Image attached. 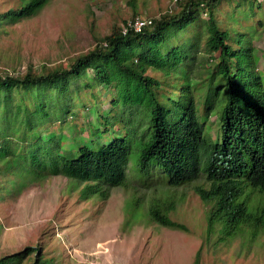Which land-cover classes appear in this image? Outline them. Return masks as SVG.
<instances>
[{"label": "trees", "instance_id": "trees-1", "mask_svg": "<svg viewBox=\"0 0 264 264\" xmlns=\"http://www.w3.org/2000/svg\"><path fill=\"white\" fill-rule=\"evenodd\" d=\"M48 2L28 0L0 15V24L33 17ZM177 2V11L153 18L141 31L128 26L129 21L139 17L138 13L123 25L115 23L110 34L101 37L94 48L67 67L41 74L32 68L24 75L0 74V105L8 112L6 119H20L27 124V132L33 133L51 116L46 102L49 89L59 98L53 106L62 113L69 112L72 77L82 79L85 88L94 93L96 86L106 87L114 98L112 105L120 106L122 112L128 110L130 115L126 120L120 115L115 118L124 128L120 135L106 137L104 144L97 147L82 140L72 150L65 149L62 143L46 144L41 136L28 137L27 143L31 142L22 145L25 137L16 141L7 134L10 126L0 128V171L20 172L27 168L38 175L48 169L50 174L85 183L86 196L99 193L104 198L109 194L104 184L128 186L131 159L136 175L143 181L160 176L168 187L178 188L205 177L209 186L201 184L196 189L211 204L208 238L219 233L222 241L237 235L252 240L264 231V71L257 66L252 41L247 42L240 34L236 43V28H225L217 12L222 4L236 2L249 3L255 14L254 10L260 11L263 3ZM201 45L218 66L214 75L219 82L215 86L211 83L205 96L208 112L221 105L216 137L205 134V121L194 94L197 81L189 71L188 59ZM89 69L93 71L91 77ZM33 88L46 91L34 97L32 109L15 105L16 90ZM178 88L181 89L176 95ZM22 108L27 110L23 118ZM132 115L146 122L140 136ZM104 127L105 131L112 129L113 120L105 117ZM178 198L181 200L174 194L154 198L148 209L149 218L160 225L188 231L171 215L177 209ZM29 250L32 249L27 248L26 252ZM39 256L34 264H41ZM20 259V254L7 255L0 258V264H14Z\"/></svg>", "mask_w": 264, "mask_h": 264}, {"label": "rangeland", "instance_id": "rangeland-1", "mask_svg": "<svg viewBox=\"0 0 264 264\" xmlns=\"http://www.w3.org/2000/svg\"><path fill=\"white\" fill-rule=\"evenodd\" d=\"M27 1L0 0V15ZM261 1L262 9H255V14L249 3L236 2L222 4L217 13L225 28H236V43L240 34L247 42L252 41L257 66L264 71V0ZM178 9L177 0H49L33 17L0 24V74L24 75L29 68L41 74L67 67L94 48L101 37L110 34L115 23L123 25L136 13L153 19ZM188 63L190 75L197 81L194 94L205 121V134L216 137L221 105L208 112L205 96L208 86L219 82L214 75L217 61L201 45ZM87 73L93 75L91 69ZM150 74L159 76L151 71ZM70 89L72 103L67 114L53 106L59 98L48 90L46 102L51 116L33 133L27 132V124L20 119H6L8 112L1 104L0 128L10 126L7 134L16 141L25 137L22 145L31 142L27 143L28 137L41 136L46 144L62 143L67 150L75 149L82 140L97 147L104 144L106 137L123 133V125L115 118L120 115L126 120L129 111L122 112L120 106L112 105L114 98L109 89L96 86L98 92L94 93L75 77L71 78ZM44 91L16 90L15 105L32 109L34 97ZM25 112H21L22 118ZM105 117L113 120L114 127L108 131ZM132 118L140 136L146 122L137 115ZM134 168L131 159L128 186L104 184L109 191L105 198L99 193L86 196L85 183L50 174L48 169L38 175L27 168L20 172L0 171V258L20 254L21 259L14 264H34L38 254L41 264H264V231L252 240L237 235L222 241L219 233L208 238L211 204L196 189L197 185H208L205 177L172 188L160 176L139 179ZM172 194L181 200L177 199V209L171 215L188 231L163 226L149 218L152 200ZM27 248L32 250L26 252Z\"/></svg>", "mask_w": 264, "mask_h": 264}, {"label": "built area", "instance_id": "built-area-1", "mask_svg": "<svg viewBox=\"0 0 264 264\" xmlns=\"http://www.w3.org/2000/svg\"><path fill=\"white\" fill-rule=\"evenodd\" d=\"M153 22L151 18H141L137 17L134 21L131 20L128 23V26L134 28L136 31H141L143 27L150 25ZM128 30V27H124V33Z\"/></svg>", "mask_w": 264, "mask_h": 264}]
</instances>
